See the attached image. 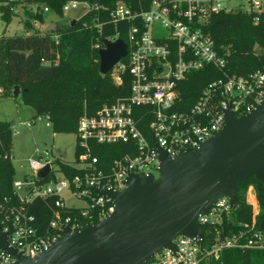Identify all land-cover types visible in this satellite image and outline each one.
Here are the masks:
<instances>
[{
	"label": "built area",
	"instance_id": "obj_1",
	"mask_svg": "<svg viewBox=\"0 0 264 264\" xmlns=\"http://www.w3.org/2000/svg\"><path fill=\"white\" fill-rule=\"evenodd\" d=\"M80 7L85 8V13L90 10L87 3L72 0L64 5L63 13ZM235 13L248 16L253 25H263L264 0H140L138 10L125 2L116 4L110 21L127 22L130 27L124 41L127 55L109 73L116 85H121L124 76L129 75L130 94L102 106L94 114L84 112L79 118L75 166L81 174L67 177L57 170L62 178L56 179L52 164L55 157L29 159L31 173L25 183H13L17 205H12L7 198L0 200V224L2 231L8 233L11 249L23 259H34L62 238L65 226L78 232L88 223H94L95 215L99 221L107 218L114 213L115 206L95 189L121 191L131 174L157 178L158 148L170 157L181 151L192 152L224 128L227 110L240 118L264 101V69L246 76L230 74L226 59L215 50L208 31L214 16ZM94 47L99 51L104 44L97 43ZM207 68L218 71L220 77L185 108L187 100L182 97L181 86L191 74ZM45 118L46 126L51 127L49 115ZM116 144L125 145V152L111 163L103 162L96 155L98 145ZM46 165L51 166V172L45 179H39L38 172ZM47 179L50 180L41 182ZM65 191L84 206H68L61 197ZM254 193L253 187L247 191L252 222L244 226L246 231L239 230L222 240L218 238L208 250L205 234L204 239L179 237L174 240L176 251L166 249L145 264H210L219 260L225 250L263 251L264 230H260L261 223L257 225L259 202ZM36 199L54 200L51 231L46 236L38 233L35 217L27 209ZM233 208L230 200L223 198L199 217V223L202 228L221 225ZM68 209L80 210V217L63 216V211ZM9 224L12 225L10 233ZM0 264L17 263L0 249Z\"/></svg>",
	"mask_w": 264,
	"mask_h": 264
},
{
	"label": "trees",
	"instance_id": "obj_2",
	"mask_svg": "<svg viewBox=\"0 0 264 264\" xmlns=\"http://www.w3.org/2000/svg\"><path fill=\"white\" fill-rule=\"evenodd\" d=\"M72 0H0L1 19L7 25L18 16L15 9L25 7L24 29L27 35L0 36V89L1 95L14 96L15 87L20 90L25 103L36 112V117L49 115L51 127L56 133H76L79 118L88 112L94 114L104 105L130 94L131 77L124 76L123 83L116 85L111 73L99 72L97 43L115 38L127 41L130 24L110 21V13L118 2H125L134 10L140 0H74L90 6L78 21L64 20L63 7ZM36 11L27 10V6ZM45 8L48 9L45 12ZM47 14L60 19L49 31L36 28L44 24ZM217 53L226 59L227 71L232 75L246 76L264 69V24L253 25L242 13L214 16L208 26ZM220 73L213 68L193 73L181 86L182 97L187 100L185 108L193 104L202 90ZM19 94V95H20ZM13 129L8 122L0 121V200H10L17 205L13 183L15 168L12 163ZM125 152V145H98L96 155L105 163H111ZM77 146L75 157L77 158ZM52 164L67 177L81 174L79 168L54 158ZM50 179L41 180L42 183ZM253 187L259 202L257 225L264 219V187L254 177L243 182L235 193L232 212L225 215L221 225L203 227L207 250L217 241L252 222V207L246 201V193ZM54 200H34L27 206L35 217V228L46 236L52 220ZM63 216L79 218L80 210L68 209ZM94 223L99 221L94 216ZM85 221V220H84ZM201 264H207L202 262ZM210 264H264V250H225L217 261Z\"/></svg>",
	"mask_w": 264,
	"mask_h": 264
},
{
	"label": "water",
	"instance_id": "obj_3",
	"mask_svg": "<svg viewBox=\"0 0 264 264\" xmlns=\"http://www.w3.org/2000/svg\"><path fill=\"white\" fill-rule=\"evenodd\" d=\"M103 44L99 72L105 76L127 55V45L123 39ZM19 94L15 87L14 97ZM158 153L157 178L131 174L121 191L95 189L115 206L107 218L78 232L65 226L62 238L29 260L9 247L0 224V249L17 264H145L166 249L176 251L179 237L204 239L201 215L223 198L234 205L236 190L251 177L264 187V101L240 118L227 110L224 128L192 152ZM50 172L46 165L38 178Z\"/></svg>",
	"mask_w": 264,
	"mask_h": 264
},
{
	"label": "rangeland",
	"instance_id": "obj_4",
	"mask_svg": "<svg viewBox=\"0 0 264 264\" xmlns=\"http://www.w3.org/2000/svg\"><path fill=\"white\" fill-rule=\"evenodd\" d=\"M23 2H26V0H21V4H24ZM21 4L17 8L18 16L13 19L11 24L4 23L0 15V36L2 34L7 36L27 35L24 29L26 8L21 7ZM27 10L36 11L35 7L30 5L27 6ZM84 14L85 8L80 7L64 14L63 18L68 22L78 21ZM59 19L57 15L47 14L45 23L36 25V28L49 31ZM2 90L0 89V91ZM0 121L8 122L13 129L12 163L15 168L14 181L25 183L26 177L31 173L28 163L30 158L36 160L39 156L45 158L55 157L61 158L67 164H76V134L73 132L56 133L52 127H47L45 115L36 117L35 110L25 103L22 94L14 97L1 95L0 92ZM27 124H30V127H27ZM54 170L55 178L61 179L62 176L56 172V167H54ZM155 175L158 177V174ZM61 197L64 198L68 206H84L83 202L74 199L68 191L63 192Z\"/></svg>",
	"mask_w": 264,
	"mask_h": 264
}]
</instances>
